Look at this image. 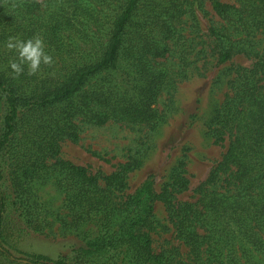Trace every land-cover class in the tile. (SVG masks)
<instances>
[{"label":"trees","instance_id":"16d2710c","mask_svg":"<svg viewBox=\"0 0 264 264\" xmlns=\"http://www.w3.org/2000/svg\"><path fill=\"white\" fill-rule=\"evenodd\" d=\"M234 1L212 4L214 12L230 23L233 37L250 36L263 27L264 0ZM50 2L39 13L35 0H0V256L11 264H74L66 256L18 257L7 245L8 206L2 186L9 166L18 174L13 186L24 216L46 212L24 178L56 176L71 223H98V235L84 238L81 254L99 255L109 248L119 256L111 257L112 264H237L238 252H264V87L259 85L264 59L252 69H238L235 96L226 99L211 122L215 143L234 138L207 181L196 189L198 200H178L190 185L185 161L172 168L159 193L150 178L123 200L120 193L127 189L129 173L139 160L132 158L109 175L92 174L87 167L59 158L61 142L66 138L78 142L77 120L96 126L117 122L151 132L159 128L167 118L159 109L160 96L170 95L187 75L189 62L183 54L179 68L168 59L181 53L176 50L184 39L179 24L187 16L195 17V2ZM230 31L212 29L219 40L228 39ZM37 34L55 63L41 64L34 75L25 67L21 75L13 76L9 62L18 57L5 47L8 37L26 40ZM233 49L222 50L220 62L229 61ZM51 159L54 162L49 163ZM221 174H229L235 192L211 189ZM156 200L163 202L175 238L188 247L189 260L178 248L154 250L151 232L161 225L154 217Z\"/></svg>","mask_w":264,"mask_h":264},{"label":"rangeland","instance_id":"374dc122","mask_svg":"<svg viewBox=\"0 0 264 264\" xmlns=\"http://www.w3.org/2000/svg\"><path fill=\"white\" fill-rule=\"evenodd\" d=\"M35 1L40 4L39 13H42L52 0ZM193 1L196 6L195 17L187 16L179 24L184 39L176 50L181 53L176 51L173 58L168 59L170 65L179 68L180 56L183 54L189 62L187 75L179 79L170 95L164 93L160 96L159 109L167 112V118L159 128L151 132L142 127L131 128L117 122L96 126L77 120L80 126L78 142L68 138L61 142L59 158L87 167L92 174L109 175L119 165L132 161V158L139 160V166L129 173L127 189L120 193L123 200L135 194L150 178L155 182L154 192L159 193L179 161L186 163L190 185L187 192L178 196V200H198L200 195L196 189L207 181L234 138L226 136L223 144L215 143L210 134L211 122L226 99L235 96L238 69H252L264 59V25L250 36L235 38L230 23L214 12V0ZM219 1L235 4L234 0ZM145 10L143 8L142 11ZM222 28H230L228 39L219 40L212 33V29ZM230 46L234 47L232 58L225 63L220 62V52ZM259 85L264 87V78L259 81ZM51 162L54 160H49ZM6 174L7 181L2 186L8 206L4 226L9 228L7 245L15 255L24 257L27 254H41L51 259L66 256L74 264L114 263L111 257L116 253L109 251V248L102 249L99 255L79 253L86 244L85 240L97 236L100 227L97 222L79 226L71 223L65 206L66 195L56 176L24 178L29 184L25 186L30 187L35 194L34 198L42 202L46 209L44 214L35 211L33 217H26L21 211L22 205L16 199L13 186L14 177L18 174L14 173L11 166L7 167ZM211 189L218 192L236 191L229 174H221ZM154 217L161 224L151 232L154 250L161 252L178 248L183 258L189 260V249L175 238L163 202H154ZM80 256L83 259L79 261ZM0 257V264H11L5 257ZM115 257L118 259V254ZM237 257V264H264V252H238Z\"/></svg>","mask_w":264,"mask_h":264},{"label":"clouds","instance_id":"9594fccd","mask_svg":"<svg viewBox=\"0 0 264 264\" xmlns=\"http://www.w3.org/2000/svg\"><path fill=\"white\" fill-rule=\"evenodd\" d=\"M7 49H14L17 60L9 62L12 75L18 77L27 67L28 74L34 75L39 72L41 64L52 65L55 63L53 56L45 49V41L42 36L34 35L28 39H20L18 36H9L5 45Z\"/></svg>","mask_w":264,"mask_h":264}]
</instances>
